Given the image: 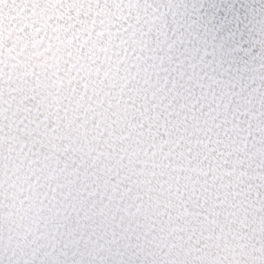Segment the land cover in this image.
<instances>
[{
    "label": "snow or ice",
    "instance_id": "snow-or-ice-1",
    "mask_svg": "<svg viewBox=\"0 0 264 264\" xmlns=\"http://www.w3.org/2000/svg\"><path fill=\"white\" fill-rule=\"evenodd\" d=\"M0 264H264V0H0Z\"/></svg>",
    "mask_w": 264,
    "mask_h": 264
}]
</instances>
